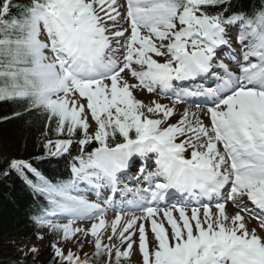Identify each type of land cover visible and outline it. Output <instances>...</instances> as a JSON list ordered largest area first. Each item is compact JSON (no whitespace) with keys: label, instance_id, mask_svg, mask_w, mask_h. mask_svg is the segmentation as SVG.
<instances>
[{"label":"snow or ice","instance_id":"1","mask_svg":"<svg viewBox=\"0 0 264 264\" xmlns=\"http://www.w3.org/2000/svg\"><path fill=\"white\" fill-rule=\"evenodd\" d=\"M0 101L57 137L35 159L67 178L0 165L43 199L53 264H264V3L0 0Z\"/></svg>","mask_w":264,"mask_h":264},{"label":"trees","instance_id":"2","mask_svg":"<svg viewBox=\"0 0 264 264\" xmlns=\"http://www.w3.org/2000/svg\"><path fill=\"white\" fill-rule=\"evenodd\" d=\"M26 2V0H21ZM246 6L258 7L264 0H240ZM14 112H23V107L17 103L0 101V165L4 159H24L33 163L43 174L52 178L65 175L64 165L57 164L51 158L42 160L36 157L44 156L43 143L46 139H56L53 133L42 135L45 121L38 113H24L13 117ZM44 204L42 198L35 196L30 187L14 172L9 176H0V264H17L24 260L25 264H53V253L50 247L54 237L49 233L43 236V247L36 253L35 259L29 252L23 256L18 249L22 241L36 239L37 229L32 221L33 215L40 213Z\"/></svg>","mask_w":264,"mask_h":264},{"label":"rangeland","instance_id":"3","mask_svg":"<svg viewBox=\"0 0 264 264\" xmlns=\"http://www.w3.org/2000/svg\"><path fill=\"white\" fill-rule=\"evenodd\" d=\"M138 97L148 101V100H152L155 97V94H149V93L145 92L143 94H138ZM164 103H169V101H165ZM170 122L174 123L175 119H172ZM235 211H236V209H234L231 206L229 213L233 214ZM252 223H256V222L254 221ZM77 224H78V226L88 227L91 224V222L90 221H83V222H77ZM47 231L48 230H45L44 232H41L40 235H45L47 233ZM80 239L83 240L84 237L81 236ZM89 239H91V238L89 237ZM105 242H107V241L105 240ZM33 245L36 246L38 248V250H40L43 247V239L42 240L26 239V240L23 241L21 247L26 252H29V248L32 247ZM58 246L63 248L65 254H67L68 250L71 248L72 251L75 252L77 255L81 256V258L84 257V253H88L89 255H91L94 252L93 245L89 244L87 242H85L84 247H83L82 250L79 249V247L77 245L72 244V243H66L64 241H59L58 242ZM135 247L136 246L134 245V248ZM138 260H139V254H138V250H137L131 257L132 264H136V261H138Z\"/></svg>","mask_w":264,"mask_h":264},{"label":"bare ground","instance_id":"4","mask_svg":"<svg viewBox=\"0 0 264 264\" xmlns=\"http://www.w3.org/2000/svg\"><path fill=\"white\" fill-rule=\"evenodd\" d=\"M154 99H158V97L155 96ZM159 101L162 103V100L159 99ZM205 123H207V122H206V118H205ZM230 207H231V205L229 204V205L227 206V211H228V212L230 211ZM112 218H113V215L108 214L107 219L110 221ZM256 223H257V222H256ZM256 223H251V224H250V227H252V226H256ZM88 227H90V225H89ZM150 239H151V237H150ZM22 243H23V241H22ZM22 243H21V245H22ZM21 248H22V247H21Z\"/></svg>","mask_w":264,"mask_h":264}]
</instances>
